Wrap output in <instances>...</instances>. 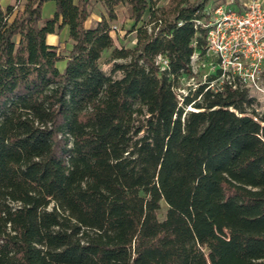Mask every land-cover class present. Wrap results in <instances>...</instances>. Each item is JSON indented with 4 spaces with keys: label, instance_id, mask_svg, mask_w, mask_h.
<instances>
[{
    "label": "trees",
    "instance_id": "obj_1",
    "mask_svg": "<svg viewBox=\"0 0 264 264\" xmlns=\"http://www.w3.org/2000/svg\"><path fill=\"white\" fill-rule=\"evenodd\" d=\"M46 1L0 5V264H264V110L238 81L210 87L218 71L182 98L171 79L205 54L208 0H96L90 27V0ZM63 27L65 52L46 41Z\"/></svg>",
    "mask_w": 264,
    "mask_h": 264
},
{
    "label": "built area",
    "instance_id": "obj_2",
    "mask_svg": "<svg viewBox=\"0 0 264 264\" xmlns=\"http://www.w3.org/2000/svg\"><path fill=\"white\" fill-rule=\"evenodd\" d=\"M234 0L206 4L203 16L196 24L205 29V53L214 56L212 71H218L209 86L216 89L224 80L238 81L252 96L264 94L262 75L264 71V2L243 0L241 6H233ZM198 56L195 52L192 61ZM166 65L167 60L163 58ZM192 66V65H191ZM193 71V70H192Z\"/></svg>",
    "mask_w": 264,
    "mask_h": 264
},
{
    "label": "rangeland",
    "instance_id": "obj_3",
    "mask_svg": "<svg viewBox=\"0 0 264 264\" xmlns=\"http://www.w3.org/2000/svg\"><path fill=\"white\" fill-rule=\"evenodd\" d=\"M22 0H10V3L5 5V7H9L12 11L16 10ZM152 2V1H151ZM164 1H159V4H162ZM264 2V1H263ZM152 4V3H151ZM54 2L52 0L46 1L45 5L42 7V15L43 17H48L50 13L53 11H50L53 7ZM116 11V18L109 21L110 25V33L114 39V45L117 47L122 46H131L135 42V30H132L133 27V21L127 16V12L124 5H118L115 7ZM104 13V10L98 3H96L95 0H90V13L85 21V25L90 27L93 26L97 20L100 19L101 14ZM149 14L146 13L143 18L141 19V22L138 24H146L150 25L148 23ZM62 31L61 37L63 38L64 32L61 29L59 32H56L57 34ZM58 50L65 52L66 46H65V40L60 39L57 43ZM111 48L105 50L100 59H99V66L100 68L106 73L111 74L113 77H119L122 72L120 70H113L114 64L116 62H122L125 59L122 58H111ZM214 56L211 54H198L196 58L191 59V67L193 70V74L190 76L181 75L179 78L174 79L172 76L171 79L174 83V89L178 94L179 98H182V95L186 94L188 92L189 87H195L197 83L204 81V74L212 71V66L210 65L211 62H214ZM157 62L161 64V67L165 65L163 61L162 56H157ZM59 65H62L60 62ZM211 66V67H210ZM262 84L264 86V71L262 75ZM252 102L251 106L256 111H262L264 110V94L257 92L252 94ZM187 108H192L191 105H188ZM144 114L136 116L137 120L143 119ZM168 208L167 203L164 200L160 201V208L157 210V217L159 219L164 218L166 214V210Z\"/></svg>",
    "mask_w": 264,
    "mask_h": 264
},
{
    "label": "crops",
    "instance_id": "obj_4",
    "mask_svg": "<svg viewBox=\"0 0 264 264\" xmlns=\"http://www.w3.org/2000/svg\"><path fill=\"white\" fill-rule=\"evenodd\" d=\"M218 1H226V0H208L207 4H210L212 2H218ZM261 1H264V0H261ZM8 3H10V0H0V5L2 7H5V5H7ZM96 3H98L100 5L99 2H96ZM242 3H243V0H234V3L232 5L235 6V7L236 6L238 7V6H241ZM44 5H45V3L43 4V6ZM100 7H101V5H100ZM50 11H54V5H53V7L51 8ZM51 16H53V12L50 13L48 17H51ZM62 30L64 32L63 33L64 34L63 38L61 37L62 31L60 33H58V34L57 33H49L46 36V41H47L48 44L57 45V43L59 42L60 39H64L65 40V46L67 47L66 49H68L70 47V40L68 39V28L67 27H63Z\"/></svg>",
    "mask_w": 264,
    "mask_h": 264
}]
</instances>
